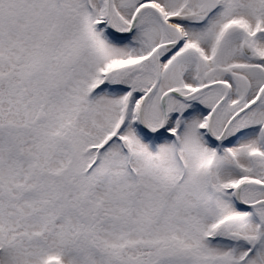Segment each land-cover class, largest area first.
I'll return each instance as SVG.
<instances>
[{
    "label": "snow or ice",
    "instance_id": "1",
    "mask_svg": "<svg viewBox=\"0 0 264 264\" xmlns=\"http://www.w3.org/2000/svg\"><path fill=\"white\" fill-rule=\"evenodd\" d=\"M0 264H264V0H0Z\"/></svg>",
    "mask_w": 264,
    "mask_h": 264
}]
</instances>
